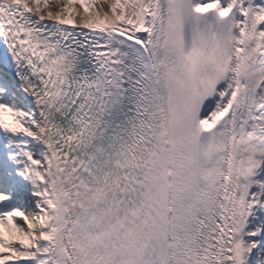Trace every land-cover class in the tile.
<instances>
[{"label":"snow or ice","instance_id":"6c2138e0","mask_svg":"<svg viewBox=\"0 0 264 264\" xmlns=\"http://www.w3.org/2000/svg\"><path fill=\"white\" fill-rule=\"evenodd\" d=\"M0 264H264V0H0Z\"/></svg>","mask_w":264,"mask_h":264}]
</instances>
